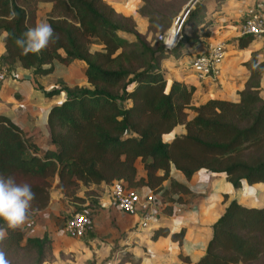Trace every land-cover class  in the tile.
<instances>
[{"label":"trees","instance_id":"trees-1","mask_svg":"<svg viewBox=\"0 0 264 264\" xmlns=\"http://www.w3.org/2000/svg\"><path fill=\"white\" fill-rule=\"evenodd\" d=\"M139 1L135 11L146 20L144 33L106 0H0V68L6 74L20 68L33 78L46 76L73 62L86 82L69 86L58 81L42 90L45 97L62 96L45 117L54 149L38 148L0 114V174L32 185L36 199L30 218L47 206L53 185L65 206L92 218L100 210L98 185L114 180L139 195L150 192L161 198L163 211L185 203L184 196L203 189L209 177L223 178L234 190L264 184V46L242 62L246 77L236 100L213 96L194 102V87L169 79L160 62L183 42L208 37L210 19L194 2L181 23L180 38L166 49L157 35L169 29L172 15L152 11V0ZM40 3L49 5L43 19L59 39L38 54L23 55L15 38L37 23ZM149 33L154 39L147 38ZM255 39L238 35L226 42L243 49ZM136 161L143 176L136 174ZM193 176L197 180L191 185ZM223 201L202 255L191 264H264V205L245 206L229 193H223ZM59 214L68 217L64 208ZM183 234V228L169 232L162 227L149 236L169 235L180 242ZM2 247L11 264L55 261L46 232L32 237L23 229L9 230Z\"/></svg>","mask_w":264,"mask_h":264},{"label":"crops","instance_id":"crops-1","mask_svg":"<svg viewBox=\"0 0 264 264\" xmlns=\"http://www.w3.org/2000/svg\"><path fill=\"white\" fill-rule=\"evenodd\" d=\"M106 1L117 12L121 11L119 2H125L131 12L121 11V14L131 16L135 21L137 31L145 32L146 20L135 11L140 5L137 0ZM133 2L135 5H132ZM197 3L200 4L204 17L211 21L205 28L209 31V36H198L192 42H183L160 62V66L166 71L169 79L181 80L193 86L194 89L199 85V82L196 81L188 67L189 59L208 48L207 41L213 35L211 33L226 29L233 31L230 37L238 36L237 28L249 6L264 15V0H200ZM192 7L193 4L190 8ZM138 21H143V29H138ZM203 31L204 29L198 28L197 32L202 34ZM185 33H189V28L185 29ZM262 41H264V36L251 41L243 49H236L231 43L226 42L228 47L225 48L226 56L221 65L220 77L218 81L215 80L219 83L216 88L220 89L219 92L224 91V93L215 96L211 93L213 89L205 90L202 86L201 90L208 93L207 97H221L232 101L237 99V91L241 89L242 82L246 77V70L242 66V62L251 51L261 47H256L254 44ZM262 43L264 45V42ZM3 50L0 40V54ZM79 68L78 64L72 62L65 67L58 66L53 74L46 76L33 78L28 71L20 68L13 74H6L0 79V114L6 115L16 123L24 136L38 148L54 149L49 141L45 117L48 107L58 103L62 96L45 97L42 90L57 86L58 81L69 86L86 85L82 73L78 77L73 76L80 70ZM263 77L264 72L261 77V85L264 87ZM208 81L211 80H205L202 83L208 84ZM263 91L264 88L261 90L260 96L264 98L261 95ZM176 131H181V128L178 127ZM135 168L137 176H143L138 161L135 162ZM196 180L197 176H193L189 184L194 185ZM98 187L100 210L91 218L92 226L87 236L73 239L66 237L62 232L64 220L59 214V210H63L65 203L62 200V193L54 185L49 190L47 206L31 217L24 226L25 235L39 237L46 232L51 238V250L55 261L60 254L69 256L74 254L75 257L80 254L85 256L88 251H93L100 239H103L119 243V246L112 251L110 259L106 260H113V264H191L202 255L203 248L210 237V225L223 209L225 204L223 193H229L230 198H238L241 204L248 207L264 205L258 191L264 188L263 183L253 184L251 187L245 188L246 191H242L245 189H232L221 177H209L203 189L184 196L187 200L185 203L174 204L171 209L167 208L164 211L162 209L147 230L138 231L135 227L137 215L122 214L110 201L107 185L100 184ZM159 199L161 200V198ZM162 227L168 229L169 232L183 228V238L180 242L170 240L169 235L155 240L150 239L151 231ZM119 250L123 251L121 256ZM124 255L126 258L120 262ZM91 264L93 263L91 262Z\"/></svg>","mask_w":264,"mask_h":264},{"label":"built area","instance_id":"built-area-1","mask_svg":"<svg viewBox=\"0 0 264 264\" xmlns=\"http://www.w3.org/2000/svg\"><path fill=\"white\" fill-rule=\"evenodd\" d=\"M188 10L185 9L181 18L172 22L166 32L157 35V39L163 41L166 49H172L180 38L181 23ZM245 16L240 26V34L254 35L256 38L263 37L264 15L250 6L246 9ZM225 56L226 50L222 43L212 44L204 51L193 55L189 59L188 67L196 80L213 81L220 74ZM5 75V70L0 68V79ZM107 188L109 199L118 211L128 216L137 215L135 227L138 231L147 230L150 223L159 216L163 209L164 204L159 197L150 192L139 195L134 188L126 186L120 180L112 181ZM91 226L92 220L89 216L80 211H73L64 220L62 232L68 238L79 239Z\"/></svg>","mask_w":264,"mask_h":264},{"label":"clouds","instance_id":"clouds-1","mask_svg":"<svg viewBox=\"0 0 264 264\" xmlns=\"http://www.w3.org/2000/svg\"><path fill=\"white\" fill-rule=\"evenodd\" d=\"M58 39L52 25L47 19H42L16 37L15 44L23 55L38 54ZM35 199L31 184L18 182L12 175L0 174V220L4 221V226H0V264H11L2 245L9 238V230H22L29 222L35 211L32 208Z\"/></svg>","mask_w":264,"mask_h":264},{"label":"rangeland","instance_id":"rangeland-1","mask_svg":"<svg viewBox=\"0 0 264 264\" xmlns=\"http://www.w3.org/2000/svg\"><path fill=\"white\" fill-rule=\"evenodd\" d=\"M138 4H141V1L137 0ZM197 2H199L200 0H196ZM195 1V2H196ZM191 0H152L150 2V9H152V11H162L163 13L166 14H170L172 15V22L179 20V18H181L183 12L185 11L186 7L190 4ZM228 4V3H227ZM226 4V5H227ZM132 5H135V2L132 3ZM48 4L45 3H40L38 4L37 10H36V22L40 21L43 19V17L45 16L47 9H48ZM131 6V5H129ZM119 7H121V11L126 12L129 11L130 8H128V6H126L125 2L124 3H120L119 2ZM250 7V6H249ZM248 8V7H247ZM246 8V9H247ZM121 11L119 13H121ZM246 11V10H245ZM131 12V11H129ZM184 20V19H183ZM138 25V29H143L144 23L143 21L137 22ZM240 25L237 28V33L239 35L240 34ZM213 31L211 34H213L211 36V38L207 41L208 42V46L212 45V44H216V43H222L225 48H227V43H226V39L229 38L230 36H232L233 31H229L226 29H221V30H217ZM147 38L149 39H154V34L149 33L147 35ZM202 40V39H201ZM261 41V40H260ZM264 42V41H262ZM256 43L254 44V46L259 47V46H264L263 43ZM226 50V49H225ZM80 69V68H79ZM82 73L81 69L79 71H77V73H74L73 76L74 77H78L80 76ZM220 75V74H219ZM220 76H218L219 78ZM218 78L215 79L218 81ZM208 81L207 83H202V81H198L199 85L195 86V89L197 90L196 92L194 91L193 93V100L194 102H199V101H203L204 99L207 98L208 93H204V91L201 90L202 86H204L205 90L207 89H213L211 91V93H213V95H221L222 93H224V91L219 92L220 89H217L216 86L219 85V83L217 81ZM263 82H264V77H263ZM264 88V87H263ZM200 93V94H199ZM264 94V91L261 93L262 96ZM242 190V191H246ZM260 193L261 197V202H264V188H261L258 190ZM64 210H65V215H69L71 212L74 211L73 207L71 206H64ZM119 246V243H117L116 241H106L103 239H100L98 241V244L94 246L93 251L90 252L88 251L86 253V255H61L57 256L56 261L53 262L52 264H91V262L93 264H113V260L112 261H106L109 260L110 257L112 256V251H114L115 248H117ZM89 250V248H88ZM119 255L121 256V254H123L122 250H119ZM106 261V262H105Z\"/></svg>","mask_w":264,"mask_h":264},{"label":"water","instance_id":"water-1","mask_svg":"<svg viewBox=\"0 0 264 264\" xmlns=\"http://www.w3.org/2000/svg\"><path fill=\"white\" fill-rule=\"evenodd\" d=\"M195 1H196V0H191L190 4L186 7V10H188V9L192 6V4H193Z\"/></svg>","mask_w":264,"mask_h":264}]
</instances>
